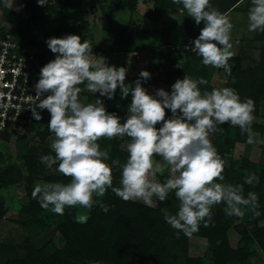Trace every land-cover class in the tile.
Returning a JSON list of instances; mask_svg holds the SVG:
<instances>
[{
	"label": "clouds",
	"instance_id": "1",
	"mask_svg": "<svg viewBox=\"0 0 264 264\" xmlns=\"http://www.w3.org/2000/svg\"><path fill=\"white\" fill-rule=\"evenodd\" d=\"M183 6L196 25L204 27L192 43L194 51L202 58L204 66L223 69L229 75L228 61L233 57L230 19L212 7L210 0H172ZM47 0H38L43 6ZM4 7L13 8V0H4ZM23 6H17L21 10ZM249 31L264 33V0H251L248 12ZM46 44L54 60L40 70V78L34 85L35 99L31 108L35 120L42 119L40 110H48V129L51 149L55 155H43L40 161L49 169L58 162L56 169L70 178L68 183L36 184L32 192L40 206L54 214L64 215L66 208L91 211L94 205L107 213L109 207L102 202L108 189L124 201H143L153 205L155 197L160 202L175 194L179 208L175 215L167 208L161 212L165 221L177 233L191 237L201 224H212L213 207L224 204L229 217L243 219L251 211L253 218L261 215L258 196L249 191L245 195L243 184L222 183L225 162L213 146L210 136L223 133L224 124L238 126L241 134H247V143L254 144L252 132L256 117L255 102L241 99L230 87L214 88L202 92L199 85L208 83L204 78L193 79L187 75L178 79L171 92L157 89L149 94L142 82L151 79L148 71H141L135 86L125 83L128 69L109 66L107 58L93 55L88 40L69 34L63 38H49ZM219 45V46H218ZM187 48V46H186ZM83 91L113 99L119 87L121 98L131 95L128 115L124 123L115 113H109L101 99L84 103ZM47 94V95H46ZM166 109L171 118L166 119ZM161 126L157 128V125ZM130 138L126 162L111 159V146L101 150V139ZM159 157V159H157ZM111 159V165L107 163ZM122 169L120 187H113V168ZM166 168L171 176L158 182L157 174ZM220 181V182H218ZM244 183H259L256 173L245 176ZM97 198V199H94ZM89 215L80 214L77 222L86 223Z\"/></svg>",
	"mask_w": 264,
	"mask_h": 264
},
{
	"label": "trees",
	"instance_id": "2",
	"mask_svg": "<svg viewBox=\"0 0 264 264\" xmlns=\"http://www.w3.org/2000/svg\"><path fill=\"white\" fill-rule=\"evenodd\" d=\"M58 6L49 2L43 6L38 0H23L21 10L4 7V0H0V31L11 29L19 43L38 49L37 56L40 59V70L48 62L52 61L50 49L46 41L49 38H61L62 32H82L90 40L95 55H107L110 53L138 52L145 49L154 52L152 65L141 71H148L151 79L142 82L145 89L171 84L176 79L185 75L208 81L206 85H199L202 92L212 91L217 88L212 84L213 71L204 69L202 58L191 47L178 46L173 40L170 27H164L156 39L152 30L135 25L133 18L128 23L113 25L109 21V31L114 36L112 44L104 49L94 40L91 30V22L86 18V13L102 11L109 18L112 11L127 8L136 12L140 0H90V8H84L85 0H56ZM147 1V0H146ZM154 9L150 11L154 20H159L164 12L183 9L182 4L176 5L172 0H152ZM245 2V4H244ZM212 7L222 14L231 10L249 12L251 0H226L220 8L216 3L210 2ZM183 23L186 34L192 35L189 39L198 38L200 30L204 27L202 21L196 25L193 18ZM55 28L50 29V25ZM197 29V31H196ZM199 30V31H198ZM156 39V40H155ZM260 44V57L253 65L247 68H233L230 87L240 95L241 99L251 98L255 102L253 115L259 117L261 107L264 104V33H254L252 38ZM133 55V56H134ZM140 71V72H141ZM138 72L133 77L127 78V85L135 86L139 78ZM182 79V78H181ZM82 92L80 99L84 103H92L99 98L103 101L109 113H115L121 118H127L128 107L131 103V95L122 99L119 87L113 99L100 97L99 93L92 94L83 91L84 85H80ZM154 90V89H153ZM166 119L171 118V111L166 109ZM42 119L31 126L34 143L30 144V135H17L21 150L19 152V164L9 163L0 168V189L14 187L19 182L26 181V194L28 201L18 207L20 217L18 223L26 231V236L20 242L0 240V264H88L100 261L103 264H250L252 255L258 253L264 262V123L254 121L252 132H260L263 142L260 143L262 157L259 161H252L248 157L232 159L230 164L225 163L222 183L243 184L245 195L247 192H255L261 215L253 218L251 211L241 220L237 217H229L224 212V204L215 205L212 209V224L204 227L201 224L199 231L193 235L207 239V246L203 257L192 256L189 253V237L183 232L177 233L164 219L162 208H167L173 215L179 208V201L174 192L170 193L167 200L160 202L156 199L155 206H148L140 201H124L108 189L102 202L109 207L105 213L98 204L94 205L90 212L80 208H66L64 215L54 214L40 206L37 199H33L32 192L36 183H68L70 178L61 173L49 172L48 167L40 161L43 155H55L51 149L48 124L50 113L46 110L41 114ZM161 125L158 124L157 128ZM223 133L212 135V144L217 149L221 158H230L236 144L247 143V134H241L238 126L224 124ZM0 137L9 140V133H0ZM37 139V140H36ZM101 150L111 146V159L119 158L121 164L126 162L129 155L127 144L130 138L101 139L98 141ZM124 143V145H123ZM111 159L107 161L111 165ZM52 168H58V162ZM256 173L259 183L250 186L244 183L245 176ZM122 169L119 166L113 168V187H120ZM161 183L170 178L171 173L166 168L163 175L157 174ZM220 182V181H218ZM94 199H97L94 197ZM6 195L0 191V220L4 218L10 207L6 205ZM80 214L89 215L86 223H79L76 217ZM235 229L239 234L237 245L231 243L230 229ZM55 228L64 238L63 247H59L52 239L42 245L37 244V239L43 233Z\"/></svg>",
	"mask_w": 264,
	"mask_h": 264
},
{
	"label": "rangeland",
	"instance_id": "3",
	"mask_svg": "<svg viewBox=\"0 0 264 264\" xmlns=\"http://www.w3.org/2000/svg\"><path fill=\"white\" fill-rule=\"evenodd\" d=\"M50 3L53 2L56 6L58 3L56 0H48ZM149 1V0H147ZM226 0H210L212 3H216V5L220 8L223 2ZM23 0H13V8L16 9L17 6L22 5ZM90 4L92 1L85 0L84 1V8H90ZM245 4V2H244ZM154 9V4L150 2H146V0H140L138 3L137 11L131 12V10L127 8L116 9L112 11L109 15V18L103 15L102 11H98L97 13H86V18L91 22V30L94 34L95 42L102 48L106 49L112 44V40L114 36L109 31L108 24L109 21L113 25H121L124 23H128V21L133 18V22L135 25H140L144 28H149L152 30V34L156 35V39L159 38L160 32L164 27H170L171 37L173 40L178 42L179 47L181 44L184 47H194V44L189 39L192 35L186 34V28L183 25L185 21L188 20V14H186L182 9H175L173 11L164 12L163 16L159 20H154L152 17V11ZM155 10V9H154ZM157 10V8H156ZM155 10V11H156ZM231 23L234 25L232 29V44L233 48L231 51L234 53L233 57L228 61L229 66L231 67V74L229 75L223 69H217L212 66H202L204 69H208L213 71L212 77V84L217 88H222L231 85L232 69L233 68H247L249 65H253L259 59V47L256 41L252 38L254 37L255 32L249 31V20H248V13L244 11H239L238 9L231 10L225 13ZM0 18H1V10H0ZM55 24L52 23L50 25V29L55 28ZM197 31V29H196ZM199 31V30H198ZM74 34L81 37V42L84 40H90L88 37L85 36L82 32L72 33V32H62L61 38L66 35ZM200 35V34H199ZM155 39V40H156ZM219 46V45H218ZM140 56L134 55V52L128 53H110L105 56L99 54L95 56H103L107 58V63L109 66H116L125 67L128 69L125 83H127L128 77L135 76L141 70L146 69L149 65L151 66L154 61V52L152 50L145 49L142 52H138ZM134 55V56H133ZM52 60L55 59L56 54L50 53ZM183 79L180 77L179 79ZM178 79L172 82L170 86H172ZM152 89H146L149 94L154 95L157 89H164L167 92H171V88L167 87L166 85L162 86H155ZM154 89V90H153ZM126 118H123L121 123H124ZM256 121L264 123V104L261 107V114L259 117H256ZM31 134V135H30ZM31 136L29 138L30 144L36 142L34 141L32 135L35 133H30ZM255 143L248 144V143H238L236 144L235 150L230 158H222L226 164H230L232 159H240L241 157H248L252 161H259L262 157V150L260 143L263 142L262 135L260 132H253ZM212 142V136L209 137ZM37 140V139H36ZM20 143L16 136H12L9 140H4L0 137V168L5 167L9 163H18L19 164V152L21 150ZM124 145V143H123ZM159 159V157H157ZM57 168L48 169L49 172H56L59 173ZM170 172V170H169ZM158 182H161L159 177L156 176L155 178ZM41 182H37L39 184ZM26 181L23 180L16 184L14 187L10 188H2L0 191L2 194L6 195V205L10 207L9 211L6 213L4 218L0 220V240L1 241H13V242H20L26 236V231L22 227L20 223H18L17 219L20 217L18 209L16 207L26 203L28 201V196L26 194ZM139 201V200H138ZM143 202V201H140ZM144 203V202H143ZM157 203L156 199L153 198V205L155 206ZM261 223L264 224V221ZM231 233V243L233 245H237L239 241V234L235 232V229L232 227L230 229ZM49 239H52L59 247H63L64 245V238L63 236L55 229L43 233L37 239V244L42 245ZM189 253L192 256H200L203 257L205 253V249L207 246V239L201 236L192 235L189 238ZM210 263L208 259H206L205 264ZM250 264H264L262 261V257L255 253L250 257L249 260ZM88 264H103L100 261L97 262H89Z\"/></svg>",
	"mask_w": 264,
	"mask_h": 264
},
{
	"label": "built area",
	"instance_id": "4",
	"mask_svg": "<svg viewBox=\"0 0 264 264\" xmlns=\"http://www.w3.org/2000/svg\"><path fill=\"white\" fill-rule=\"evenodd\" d=\"M37 53V48L19 43L11 29L0 31V133H31V108L39 102L34 90L41 66Z\"/></svg>",
	"mask_w": 264,
	"mask_h": 264
},
{
	"label": "crops",
	"instance_id": "5",
	"mask_svg": "<svg viewBox=\"0 0 264 264\" xmlns=\"http://www.w3.org/2000/svg\"><path fill=\"white\" fill-rule=\"evenodd\" d=\"M151 1V3L153 4V1L152 0H149V1H146V2H150Z\"/></svg>",
	"mask_w": 264,
	"mask_h": 264
}]
</instances>
